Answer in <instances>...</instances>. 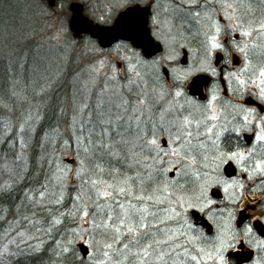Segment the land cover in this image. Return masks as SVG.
I'll list each match as a JSON object with an SVG mask.
<instances>
[{"label": "snow or ice", "instance_id": "obj_1", "mask_svg": "<svg viewBox=\"0 0 264 264\" xmlns=\"http://www.w3.org/2000/svg\"><path fill=\"white\" fill-rule=\"evenodd\" d=\"M66 3L45 39L67 65ZM86 3L115 44L84 42L70 111L53 109L55 125L44 111L66 67L2 122L12 164L0 166V262L264 264V212L238 218L247 195H264V0ZM199 74L211 78L206 102L188 90ZM33 162L48 165L38 188L25 183Z\"/></svg>", "mask_w": 264, "mask_h": 264}, {"label": "rangeland", "instance_id": "obj_2", "mask_svg": "<svg viewBox=\"0 0 264 264\" xmlns=\"http://www.w3.org/2000/svg\"><path fill=\"white\" fill-rule=\"evenodd\" d=\"M75 1L83 2L85 11L91 15L86 0ZM40 2L42 3L41 0H0V96L1 89L10 95L13 91L19 94L17 97L11 95L10 98L8 96L2 100L0 98V137L3 134L2 122L9 118L14 121L20 114V108L12 104L15 98L18 101L16 103L20 104L19 98L25 94L30 96L34 89L38 90L44 76H50L64 69L62 62L65 60V52L53 47L55 42H48L45 39L56 30L59 22L52 15L51 10L43 7V3L41 5ZM95 2L96 0H93V3ZM66 11L62 13L64 30L68 45L72 49L67 56L71 60L76 54V62L73 65L80 69L88 62V57L83 54V48L84 42L90 40L85 39L81 44H74L69 39L65 20ZM40 22L43 25L38 29L36 23ZM22 79L26 82L24 85L20 84Z\"/></svg>", "mask_w": 264, "mask_h": 264}, {"label": "trees", "instance_id": "obj_3", "mask_svg": "<svg viewBox=\"0 0 264 264\" xmlns=\"http://www.w3.org/2000/svg\"><path fill=\"white\" fill-rule=\"evenodd\" d=\"M41 1H42L43 5H42L41 2L40 3H41V5L43 7H45V8L48 7L51 10V8L48 5H46L44 0H41ZM67 1H69V0H67ZM56 6H58V3L56 4ZM45 8H43V9H45ZM65 10H67L66 11L67 15H65V20H66V26L68 28L67 29L68 35L70 37L69 39L71 41H73L71 32H70L69 27H68V22H67V19L69 17V13H70L68 11V6H65ZM51 13H53V12L51 11ZM86 14L90 18H92V16L89 13L86 12ZM36 25L38 26V29H39L40 26L43 25V23L42 22H40L39 24L36 23ZM94 45L96 46V44H94ZM74 47H76V45H74ZM75 56H76V54L72 57V59L70 60L71 62L69 64H67V65L65 64V60L62 62V63H64V67H63L64 69L63 70H65L66 67L68 68V72H67L66 77H65V83H64L63 87L60 88V90L58 92L54 93L52 95V98L50 100H48L49 107L44 110L47 113V116L49 117V121H47V122H51L53 125H55V121H56V117L53 115V111H52L53 109H57L58 110L61 105H64L65 107H69V111H70V105L65 104L64 97H65V94H67L69 100L71 99V80L75 76V74L77 72H79V69L76 68L75 65H73L76 62L75 61ZM11 72L13 73V69H11ZM55 73H53L52 75H54ZM5 75H6V73H5ZM82 78L85 79V76L82 77ZM9 79H11V78L9 77ZM25 83L26 82L22 79L20 84L24 85ZM1 90H2L1 91L2 94L0 96L1 100L4 97H6V96H8V98H10L11 95L9 93L5 92L4 89H1ZM16 102H18V101L15 98V102H12V104L14 106L19 107L20 108V112L23 111L24 108H26V104L21 106V103L19 104V103H16ZM0 147L3 148V151H0V166L4 165L5 163L11 165L12 164L11 153L8 152L7 146H0ZM37 151H39V149H37ZM62 151H63L62 149H58V153L57 154H59ZM47 170H48V165L47 164L44 165V171L41 172L39 170L38 166H36L35 163L33 162L32 175L29 177V181H26L25 183H29L30 182L33 187H37L38 188L40 184L44 183V181H45V173L47 172ZM5 179H6V177L0 176V183H3ZM70 191H74V190H70ZM14 195H19V193H14ZM16 203H19V201H16ZM7 207H8L7 204L0 205V212H2L3 210H6ZM9 219H11V217H9ZM0 231H2V230H0ZM4 242L5 241L0 239V245H2ZM79 243L80 242H78L77 245H76L77 248H78V244ZM77 255L81 256L80 252H77ZM48 259H49L48 255H44V256L36 258L34 260H29L27 258H24L23 259V264H47ZM85 259H87V258H85ZM0 264H2V262H0ZM10 264H14V262H10Z\"/></svg>", "mask_w": 264, "mask_h": 264}, {"label": "water", "instance_id": "obj_4", "mask_svg": "<svg viewBox=\"0 0 264 264\" xmlns=\"http://www.w3.org/2000/svg\"><path fill=\"white\" fill-rule=\"evenodd\" d=\"M46 2L48 3V5L52 8H54V2L55 0H46ZM76 8H79V16L83 18V20L87 21L86 18H84L82 16V8L81 6H75ZM75 14L73 12L71 18H70V26L73 30H75L74 34H75V38H77L78 36L82 35L83 32L86 31H81L80 29L82 27H84V25L77 19L74 18ZM91 33V35L95 38L98 39V43L103 47V48H108L111 43L112 40H110L108 37H103L102 36V32L100 31L99 27L96 25H92L89 27V29L87 30ZM196 81V87L193 89L191 87L188 88L190 94L192 95H197L200 94L199 88L202 87V84L206 83V79H209L208 77L205 76H199L198 78H193ZM192 81L189 83V85H191ZM67 160H71V158H66ZM229 172H231V169H229ZM217 196H218V192H217ZM86 247V245H84L83 243H79L78 244V248L80 249V253L81 256L86 257V253L84 252V248Z\"/></svg>", "mask_w": 264, "mask_h": 264}, {"label": "flooded vegetation", "instance_id": "obj_5", "mask_svg": "<svg viewBox=\"0 0 264 264\" xmlns=\"http://www.w3.org/2000/svg\"><path fill=\"white\" fill-rule=\"evenodd\" d=\"M58 2H59V0H57V3ZM114 44H115V41L113 43V46H114ZM137 50L138 51H143L142 49H137ZM220 66H223V62L222 61H220ZM203 75H206V74H203ZM210 80H211V78H210ZM208 82L206 84H204L203 87H202V90H203L202 96H195V98H197L199 100H204L206 102V97L208 95V91L207 90H208L209 87L212 86L211 83H208ZM224 87H226V85H224ZM228 99H232V97L229 96ZM250 103H255V101L251 100ZM219 191H220V193L218 194V198L217 199H222L224 194H223L222 190H219ZM262 202H264V195L256 194V193L247 195L246 201L242 202L240 204V209H245L246 205H247V208H246V210H244L242 212L243 218L239 217L240 212H238V218L244 219L245 222H246V218L247 217H249V216H258L261 212H264V207H256L254 209L253 206H255L257 204H260Z\"/></svg>", "mask_w": 264, "mask_h": 264}]
</instances>
